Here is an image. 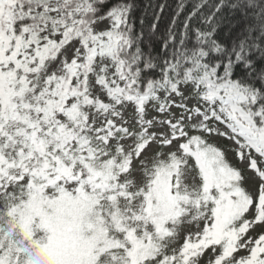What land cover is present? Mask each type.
Returning <instances> with one entry per match:
<instances>
[{
  "label": "snow or ice",
  "instance_id": "obj_1",
  "mask_svg": "<svg viewBox=\"0 0 264 264\" xmlns=\"http://www.w3.org/2000/svg\"><path fill=\"white\" fill-rule=\"evenodd\" d=\"M257 3L0 0V264H264Z\"/></svg>",
  "mask_w": 264,
  "mask_h": 264
},
{
  "label": "trees",
  "instance_id": "obj_2",
  "mask_svg": "<svg viewBox=\"0 0 264 264\" xmlns=\"http://www.w3.org/2000/svg\"><path fill=\"white\" fill-rule=\"evenodd\" d=\"M248 2L250 4V6L259 7L258 3L256 5H253V0H248ZM208 7L210 8L211 4H209ZM150 22H151V15L148 14L145 17L144 23L149 24ZM257 62H259V63H257ZM253 65L256 69L255 72H249L247 70L242 71V66H241V68L235 69L234 71H236L237 73L242 72V75H237L234 78L244 79L245 82L251 83V82H253L254 77H257L258 74H260V73H264V51H260V52L255 54V59L253 60ZM257 86H259V85H257Z\"/></svg>",
  "mask_w": 264,
  "mask_h": 264
}]
</instances>
